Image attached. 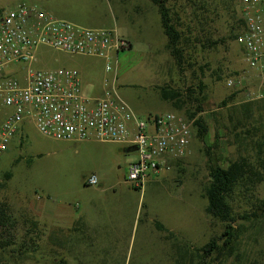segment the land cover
<instances>
[{"label": "rangeland", "instance_id": "374dc122", "mask_svg": "<svg viewBox=\"0 0 264 264\" xmlns=\"http://www.w3.org/2000/svg\"><path fill=\"white\" fill-rule=\"evenodd\" d=\"M20 3L44 10L67 5L66 11L79 14L77 24L116 29L131 44L116 63L112 58L109 71L104 59L45 46L37 49L31 68H75L88 95L113 84L144 120L191 108H175L161 97L159 87L176 89L185 99L186 89L193 87L197 94L201 81L205 88L197 98H203L200 114L208 132L203 141L194 134L185 156L137 189L125 177L136 150L112 142L56 140L39 133L33 123H23L0 157V202L17 220L18 239L26 230L22 214L38 221L37 247L22 255L13 251L18 245L1 250L2 263L192 264L198 248L224 230V224L204 210L208 165L226 166L239 154L253 157V141L264 137V73L246 64L233 38L238 5L233 0H169L188 38L179 69L165 48L160 14L150 0H0V11ZM22 65L11 74L21 82ZM230 79L233 85L227 84ZM228 96L233 98L220 106ZM92 174L98 178L96 185L86 183ZM30 202L42 206L48 216L34 214L40 213L39 207L32 208ZM230 203L236 219L232 249L206 261L264 264V181L240 188ZM255 210L257 216L243 218Z\"/></svg>", "mask_w": 264, "mask_h": 264}, {"label": "built area", "instance_id": "2783aa9c", "mask_svg": "<svg viewBox=\"0 0 264 264\" xmlns=\"http://www.w3.org/2000/svg\"><path fill=\"white\" fill-rule=\"evenodd\" d=\"M236 2L244 25L235 41L246 64L262 74L264 0ZM40 46L104 59L106 71L113 68L112 58L116 63L118 55L130 49L116 29L85 27L25 3L0 11V157L25 122L56 140L135 145L137 159L128 164L125 177L137 189L159 171L170 169V160L185 156L194 119L183 112H165L144 120L113 84L98 95H88L75 68L33 69L30 64L37 60ZM19 64L25 72L23 82L11 75ZM227 84L233 85V80ZM86 183L96 185L97 176L90 175Z\"/></svg>", "mask_w": 264, "mask_h": 264}, {"label": "trees", "instance_id": "16d2710c", "mask_svg": "<svg viewBox=\"0 0 264 264\" xmlns=\"http://www.w3.org/2000/svg\"><path fill=\"white\" fill-rule=\"evenodd\" d=\"M158 8L160 14L161 26L166 36L165 48L169 55L173 58L176 66L182 69L184 61V46L183 43L188 41L186 35L179 28V16L172 12L169 5V0H150ZM237 6L236 0H233ZM237 12V30L233 34V38L236 39L237 35L243 30V20ZM175 16V17H174ZM205 85L199 81L197 85L198 92L193 87L186 89L185 99H182V94L168 86L159 87L161 97L164 100L170 101L173 106L179 110L184 108L185 105L189 104L183 110V113L188 119L193 120L194 136L203 141L205 135L208 132V124L203 116L200 114L204 109L201 107L202 100L197 96L203 93ZM233 96H228L220 102V106H225ZM237 139H240L239 135ZM253 150L255 155L253 157L239 154L235 159L229 160L226 166L209 164L208 165V183L204 188V197H206L207 204L205 207V213L211 218L218 220L224 224V230L220 236H213L204 245L198 248V259L193 261L192 264H211L207 262L214 259L217 255L224 253H230L232 249V243L235 238V230L232 223L235 222L232 205L230 200L233 194L236 193L240 188H251L257 183L264 181V137L261 139H255L253 141ZM180 158L170 160L171 162H178ZM173 162V163H174ZM10 173L7 172L4 175V179L9 178ZM2 184L0 183V186ZM23 225L26 226L25 232L22 233L20 239L17 236L16 218L13 217L9 211L7 205L0 202V251L5 250L13 245H18L19 249H15L17 255H22L29 250H35L37 247L34 239L37 237L38 221L29 214H22ZM257 216V210L251 212L248 217ZM163 229V226H159ZM34 235V236H33ZM55 238V235H50ZM18 240V241H17ZM223 240L222 244L219 245V241ZM0 264H3L0 259ZM56 264H65L64 260H59Z\"/></svg>", "mask_w": 264, "mask_h": 264}, {"label": "crops", "instance_id": "0c3cea01", "mask_svg": "<svg viewBox=\"0 0 264 264\" xmlns=\"http://www.w3.org/2000/svg\"><path fill=\"white\" fill-rule=\"evenodd\" d=\"M66 7H67V5H64V6L61 5V7H60L59 5L56 6V7H55V5H50V6L47 7V9H46L45 11H47V12L53 14V15L56 16V17H59V18H62V19H66V20H68V21H70V22H73V23H75V24H77V22H80V20H79V17H80L79 14H78V13H70V12L66 11V10H68ZM78 25H79V24H78ZM127 40H128V39H127ZM128 41H129V40H128ZM129 43H130V42H129ZM130 47H131V44H130ZM83 90H84V87H83ZM101 92H102V90H100L98 93H95V94L98 95V94H100ZM112 143H115V142H112ZM115 144L123 145V146L126 147V149H127V147H129V146H127V145L120 144V143H115ZM136 159H137V156H136L133 160L129 161V162L127 163V166H128L129 163L135 161ZM127 166H126V169H125V174H126ZM149 180H150V179H149ZM149 180H148L147 182H149ZM30 206H32V208H34V206H35V207H39V211H38V212H40V213H37L36 211H34V214H36V215L41 214L42 217H44V216H45V217L48 216V215H43V212H42V206H40V205L37 204L36 202H35V203H34V202H30ZM33 210H34V209H33Z\"/></svg>", "mask_w": 264, "mask_h": 264}, {"label": "water", "instance_id": "95a60500", "mask_svg": "<svg viewBox=\"0 0 264 264\" xmlns=\"http://www.w3.org/2000/svg\"><path fill=\"white\" fill-rule=\"evenodd\" d=\"M126 150H127V151H133V150H136V146H135V145H131V146L127 147Z\"/></svg>", "mask_w": 264, "mask_h": 264}, {"label": "flooded vegetation", "instance_id": "af4514ba", "mask_svg": "<svg viewBox=\"0 0 264 264\" xmlns=\"http://www.w3.org/2000/svg\"><path fill=\"white\" fill-rule=\"evenodd\" d=\"M78 264H81L79 260H78Z\"/></svg>", "mask_w": 264, "mask_h": 264}]
</instances>
